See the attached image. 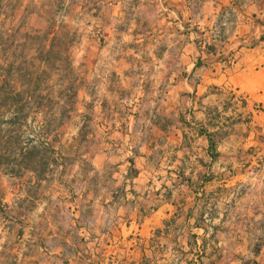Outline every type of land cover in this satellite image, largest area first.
<instances>
[{"label":"rangeland","instance_id":"obj_1","mask_svg":"<svg viewBox=\"0 0 264 264\" xmlns=\"http://www.w3.org/2000/svg\"><path fill=\"white\" fill-rule=\"evenodd\" d=\"M249 2L3 0L0 81L45 96L60 120L47 142L39 119L15 131L0 113V264H122L104 220L105 199L120 194L112 173L146 146L159 156L204 115L216 127L211 173H254L246 197L264 207V97L236 115L245 98L205 79L237 63L227 44ZM198 143L191 154L203 155Z\"/></svg>","mask_w":264,"mask_h":264},{"label":"crops","instance_id":"obj_2","mask_svg":"<svg viewBox=\"0 0 264 264\" xmlns=\"http://www.w3.org/2000/svg\"><path fill=\"white\" fill-rule=\"evenodd\" d=\"M230 42L238 56L235 66L221 74L215 63L205 79L206 87L236 90L235 102L245 98L234 112L239 115L264 97V0H250L238 10ZM195 95L203 102L213 96L207 90ZM193 119L188 139L176 131L159 156L146 146L133 162L121 164L126 170L112 173L120 194L105 199L104 220L114 227L108 235L122 264H264V207L246 197L254 173H211L209 134L216 127L207 115ZM199 141L203 155L191 154Z\"/></svg>","mask_w":264,"mask_h":264},{"label":"trees","instance_id":"obj_3","mask_svg":"<svg viewBox=\"0 0 264 264\" xmlns=\"http://www.w3.org/2000/svg\"><path fill=\"white\" fill-rule=\"evenodd\" d=\"M3 0H0V15H2V5ZM65 33H57L55 39L58 37L64 38ZM58 40V39H57ZM1 82V81H0ZM40 95H29L28 91L23 85H19L16 79H6L0 83V102L3 103L2 110L0 113H10L11 117L7 120L10 128L18 131L21 129L26 122L34 116V120H38L40 134L45 138L50 139L54 137L57 131V126H59L58 113L49 108L48 99H44ZM5 102V103H4ZM214 134H209V150L211 153L215 152L216 147L214 143ZM214 154V153H213ZM21 156L24 161H29L31 158V151L28 148L23 149ZM216 155H214L215 157ZM29 169L28 165L25 170ZM34 171V169H31Z\"/></svg>","mask_w":264,"mask_h":264}]
</instances>
